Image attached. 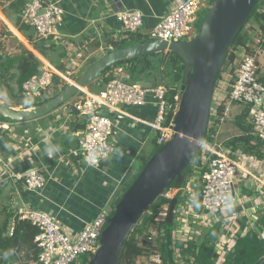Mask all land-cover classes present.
Listing matches in <instances>:
<instances>
[{"label":"crops","instance_id":"0c3cea01","mask_svg":"<svg viewBox=\"0 0 264 264\" xmlns=\"http://www.w3.org/2000/svg\"><path fill=\"white\" fill-rule=\"evenodd\" d=\"M29 1L32 0H0V22L11 33V37H3L5 50L18 51L20 42L39 60L41 57L51 61L50 49L57 45L60 48L57 52L64 63L56 67L70 74L74 80L77 78L73 75L78 72L83 74L101 58H97L98 54L110 52L114 42L129 38L131 32L122 27L116 16L118 11H142L144 25L139 32L148 37L147 32L175 6V0H43L59 2L65 10L60 39L43 40L38 39L34 28L21 19ZM253 25L256 29H253L254 42L251 43L250 50L257 54L258 77L264 82V43L259 42L264 31L259 22L255 21ZM160 67L156 72L159 79H162L164 72L162 66ZM127 71L131 75L130 70ZM112 72L113 69H110L107 75H112ZM103 81L102 78L98 82L102 87L99 91L104 89ZM166 81L169 85L172 84V77L166 76ZM85 90L99 92L89 87H85ZM83 95L82 91L78 92L68 102L37 119L23 122L0 119V182L9 179L0 190V205H5L12 213L9 232L13 230L18 207L28 206L50 213L76 237L87 222L96 218L104 205L113 204L122 186L150 159L157 143L156 132L143 121L153 120L157 114V105L152 99L142 107L123 106L126 112L143 121L106 110L110 114L107 116L115 123L110 141L116 145V150L109 159L103 161L101 167L88 165L80 148L87 120L72 108L73 103ZM224 97H227L226 90L223 94H214V99L220 98L223 101ZM0 101L15 109L21 102L1 88ZM234 103L229 98L222 102L226 106L224 123L227 122L225 115L231 114V105ZM245 107L244 105L239 114ZM237 154L238 152L235 157ZM255 156L257 160L244 159L243 165L259 176L263 183L245 172L240 173L237 178L235 192L240 200L225 214V228L230 226L231 229L228 232L224 229V232L231 240L246 234L250 229L259 230V218L264 213V154ZM6 166L11 169L8 174L5 173ZM37 169L47 177L46 185L39 190H30L22 181L9 178L10 172L25 174ZM195 188L194 193L197 192V196L187 195L184 190L179 192L182 197H186L182 198L181 203H188L192 208L182 218H177L175 235L183 232L188 225H192L190 232L193 235L199 233L194 226H199L197 221L201 212L197 205L200 183ZM262 234L264 235V231ZM28 263L32 262L23 257L22 253L8 261V264Z\"/></svg>","mask_w":264,"mask_h":264},{"label":"built area","instance_id":"2783aa9c","mask_svg":"<svg viewBox=\"0 0 264 264\" xmlns=\"http://www.w3.org/2000/svg\"><path fill=\"white\" fill-rule=\"evenodd\" d=\"M211 3L212 0H175L174 8L147 32L148 37L151 39L161 38L170 43L191 40L198 32L196 26L199 18L198 12L202 9H209ZM260 10L264 14V7ZM64 14L65 10L59 2L32 0L26 3L21 19L25 24L34 28L38 39L57 40L61 37ZM116 14L127 32L140 31L144 25V14L140 10H122ZM252 26L247 24L245 29L248 30ZM259 42L264 43V35ZM239 58L241 61L235 72L231 67L217 81L215 92L223 94V91L226 90L227 97H224L223 101L220 98H213L211 114L213 118L210 125L213 127L216 122L218 107L229 98L231 101L251 106L252 133L264 141V82L258 77L257 54L249 52L243 47L238 52L236 62ZM40 61L41 72L34 74L23 84L22 99L16 109L35 107L37 101L47 96L55 75L61 76L68 83L75 81L70 74L58 69L48 59L40 57ZM129 66V64H124V66L113 67V74L107 75L112 78L104 85L103 90L94 93L84 88L81 90L84 95L73 103V110L79 115L87 117V124L80 140V148L85 162L90 166L101 167L103 161L109 159L116 150V145L110 141L115 123L103 113L105 110L131 116L138 120L139 118L126 112L123 106L142 107L152 99L157 105L155 118L149 121L139 120L156 132L158 145L164 144L175 135L174 115L179 109L181 95L176 96L177 103L173 105L168 99L170 86L165 79H158V82L153 83L152 87H145L140 81H128ZM171 112L172 118L169 120ZM202 150L208 155L206 157L208 168L203 172L194 168L195 175L189 178L192 182L191 185L185 183L180 189L172 187L170 190H166L164 195L167 198H174L184 190L187 195L196 194L197 196V192L194 193L195 186L200 183L202 208L198 214L197 224L210 226L222 220V232L216 245V252L221 257L225 255L233 242L230 236L225 233L231 229L230 226L225 228V214L234 208L240 200L235 192L237 178L240 173L245 172L260 182L262 180L243 165L244 159L257 160L255 155L238 152L235 157L229 150L209 141L203 144ZM4 169L6 174H8V170H11L7 166ZM10 177L22 181L30 190L42 189L47 183L46 175L39 169L25 174L10 172ZM182 198L186 199L184 195ZM185 204L180 203L177 206L176 220L182 218L184 213H188L192 208L188 203ZM168 207V204L160 205L158 207L159 216H166ZM113 209L114 206L111 203L104 205L96 218L87 222L82 231L73 237L50 213L28 206L18 207V217L30 220L40 229L35 238L40 253L38 260L32 264H73L82 254L94 255L100 247V237ZM190 226L188 225L185 230H182L183 232H179L175 237L184 241L191 239L193 233L190 232ZM152 260L156 263L162 261L159 254L153 256ZM217 260L219 262V258ZM259 264H264V261Z\"/></svg>","mask_w":264,"mask_h":264},{"label":"trees","instance_id":"16d2710c","mask_svg":"<svg viewBox=\"0 0 264 264\" xmlns=\"http://www.w3.org/2000/svg\"><path fill=\"white\" fill-rule=\"evenodd\" d=\"M264 7V0H260L257 7L250 15L246 25L239 32L235 40L232 42L229 52L222 64L218 80L222 77L223 73L232 67L236 69L234 64L238 58V52L245 47L251 52V43L254 38L251 33L254 29L249 28L246 30L247 24L253 21L259 22L260 28L264 31V14L261 13V8ZM11 33L7 27L0 22V88L8 93L15 100H21L23 93V84L30 79L34 74L41 72V61L30 51L25 45L20 43L18 51L5 50V42L3 37H11ZM18 40V39H17ZM152 39L143 35L139 31L131 32L129 38L122 39L114 42V46L110 51L135 44L147 43ZM119 64H129L131 77L138 80H158L157 69L162 66L164 74L162 79L166 80V76L172 77V84H170V91L168 99L173 105H176V96L182 94L183 84V71L184 63L175 53L158 52L141 56L138 58L125 60L117 63L106 69L100 74L106 84L112 77L107 76L108 71ZM61 70V69H60ZM234 72V70H233ZM98 77V79L100 78ZM69 83L59 75L54 76L53 84L48 89L47 96L40 99L35 105H40L52 97L62 92ZM87 87V86H86ZM226 106L224 104L218 107V117L216 120L219 123L224 121V113ZM251 106H246L243 112L236 116V124L241 129V133L225 141V147L231 150V154L241 152L250 155L263 156L264 154V141L252 133L253 125L251 120ZM172 118V112L168 119ZM213 116L211 115L210 122ZM0 119L4 121H12L0 115ZM218 127L209 125L208 135L206 141L211 143L216 142V134ZM160 145L156 143L154 151L150 154L151 158L158 150ZM206 155L201 149L193 159L189 169L187 180L195 175L194 168L200 169L202 172L208 168ZM148 158V159H149ZM148 161V160H147ZM144 162L139 171L129 179L120 189L117 197L113 201L115 207L122 195L134 182L136 177L144 168ZM175 187V183L172 184ZM201 191V188L199 189ZM197 200V205L201 211V197ZM177 206L182 201L181 194L178 196ZM174 198H167L165 195L160 196L156 201L157 203L151 205L146 212L142 215L140 221L134 227L130 236L125 244L124 251L122 252L119 262L120 264H138L140 257H147L151 260V264H181L183 259L186 264H259L264 261V213L259 218V230L250 229L244 235H238L233 240L232 245L228 247L224 256L219 257L216 252V245L222 232V222L205 226L199 225L191 239L186 241L180 240L175 237V230L178 227L176 216L174 213L173 222L169 221V211ZM163 204H168V213L166 216L161 217L158 213V207ZM175 208V210H176ZM12 213L5 205H0V264H8V261L15 257L17 254H23L30 262L38 260L40 248L38 247L35 238L39 234L40 229L33 224L30 220L21 219L17 216L13 230L9 232V225L11 224ZM159 254L162 261L160 263H153V256ZM93 254L86 253L82 255V260H75L73 264H89ZM219 258V262H217ZM221 258V259H220ZM30 263V264H32ZM29 264V263H28Z\"/></svg>","mask_w":264,"mask_h":264},{"label":"water","instance_id":"95a60500","mask_svg":"<svg viewBox=\"0 0 264 264\" xmlns=\"http://www.w3.org/2000/svg\"><path fill=\"white\" fill-rule=\"evenodd\" d=\"M260 0H212L200 30L191 40L170 43L154 38L147 43L114 49L87 69L58 95L32 109H15L0 101V115L13 121L43 117L68 102L91 81L114 64L158 52L171 51L184 63L182 94L174 115L175 135L160 145L131 186L122 195L107 220L100 247L89 264H120L130 233L144 212L175 183L182 188L188 169L206 142L213 97L222 64L232 42L246 25ZM145 87L153 83L140 81ZM87 119L86 116H81ZM9 179L0 182V190ZM179 195L172 201L173 222Z\"/></svg>","mask_w":264,"mask_h":264},{"label":"rangeland","instance_id":"374dc122","mask_svg":"<svg viewBox=\"0 0 264 264\" xmlns=\"http://www.w3.org/2000/svg\"><path fill=\"white\" fill-rule=\"evenodd\" d=\"M209 8H210V7H209ZM208 10H209V9H202V10H200V11L198 12V16H199V18H198V20H197V22H196V26H197L198 30H200L201 25H202V22H203L205 16L207 15V13H208ZM255 21H256V20H255ZM255 21L250 22L249 25H253ZM253 26H254V25H253ZM254 29H256V28H254ZM251 36H253V31H252V33H251ZM50 42H52V41H50ZM59 49H60V48L57 47V45L55 46V48H51V49H50V52H49V58H50V60H51L56 66H59V67H60V63H62L63 61H62V57H61V55L59 54V52H57ZM107 52H108V51H107ZM107 52L105 51V52H102V53L98 54V55H97V58L102 57V56L105 55ZM66 61H67V60H66ZM66 61H65V62H66ZM240 61H241V59L239 58V59L237 60V62H235L234 67H235L236 69H237V67H238V65H239V63H240ZM67 62H68V61H67ZM63 63H64V62H63ZM117 66H124V64H119V65H117ZM85 68H86V67H85ZM129 69H131V68H129ZM236 69H233L234 72H235ZM84 70H85V69L83 68L82 71H84ZM84 72H85V71H84ZM81 75H82V72H78V73H76V75H73V76H74V78H79ZM100 79H102L101 76H100L99 79L96 78V79H94L93 81H91V82L87 85V87H89V88H91V89H93V90L99 91V90L102 88V87H100L99 84H98V82L100 81ZM129 80H130V81H136V79H135L134 77H131V76L129 77ZM213 98H214V97H213ZM244 105H245V106H248V104H245V103L235 102L233 105H231V110H230V113H231V114H229L228 116L225 115V118L227 119V122H226V123H224V122L219 123V122L216 120L215 124L213 125V127H218L217 134H216V142H217V144L220 143L221 148H222V147H223V148H226V147H225V140H226L227 138H230V137H232V136H235V135H238V134L241 133V129L238 128V125H237L236 122H235V121H236V116H235V115L239 114V112L242 110V108H243ZM103 113L106 114V115H110L109 112L106 111V110L103 111ZM222 143H223V144H222ZM221 144H222V145H221ZM229 152L231 153V150H229ZM231 155H232V154H231ZM232 156H235V153H234ZM199 170H200V169H199ZM200 171H201V170H200ZM191 177H192V176H191ZM192 179H193V178H192ZM186 183H188V184L191 185V183H192V182H191V179H189L188 181H186ZM156 203H157V201H155L152 205H154V204H156ZM194 228L197 229L196 224H195ZM82 255H84V254H82ZM82 255L78 258V260H82V259H83V258H82ZM153 263H155V262H153ZM138 264H151V260L148 259L147 257H140V258L138 259ZM181 264H186V262L182 259V260H181Z\"/></svg>","mask_w":264,"mask_h":264}]
</instances>
